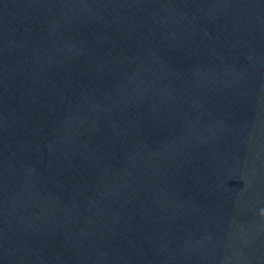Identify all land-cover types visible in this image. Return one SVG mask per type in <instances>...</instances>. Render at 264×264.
<instances>
[{
  "label": "water",
  "instance_id": "obj_1",
  "mask_svg": "<svg viewBox=\"0 0 264 264\" xmlns=\"http://www.w3.org/2000/svg\"><path fill=\"white\" fill-rule=\"evenodd\" d=\"M0 264H264V0H0Z\"/></svg>",
  "mask_w": 264,
  "mask_h": 264
}]
</instances>
